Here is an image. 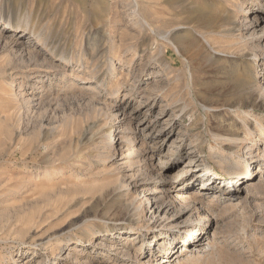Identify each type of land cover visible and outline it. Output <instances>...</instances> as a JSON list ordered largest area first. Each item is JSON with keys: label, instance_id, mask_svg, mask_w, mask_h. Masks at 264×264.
I'll use <instances>...</instances> for the list:
<instances>
[{"label": "rangeland", "instance_id": "rangeland-1", "mask_svg": "<svg viewBox=\"0 0 264 264\" xmlns=\"http://www.w3.org/2000/svg\"><path fill=\"white\" fill-rule=\"evenodd\" d=\"M186 2L176 9L184 20L199 4ZM228 6L253 28L244 36L264 37V0ZM165 7L0 0V264H264V148H241L223 167L211 150L232 120L245 134L242 110L250 126L264 124V99L236 101L251 86L264 91V42L250 69L216 70L198 33L183 55L168 44ZM245 163L247 177L230 175ZM145 197L160 199V212ZM132 201L144 208L140 232L90 242ZM186 239L200 249H185Z\"/></svg>", "mask_w": 264, "mask_h": 264}, {"label": "bare ground", "instance_id": "bare-ground-1", "mask_svg": "<svg viewBox=\"0 0 264 264\" xmlns=\"http://www.w3.org/2000/svg\"><path fill=\"white\" fill-rule=\"evenodd\" d=\"M199 3L198 6H196L194 9L186 12L187 17L182 18V15L185 13L182 12V7L180 6L179 12L178 11V4H185L182 2H186V0H166V15L168 16L167 26L169 27L166 31L165 38L168 42V44L180 55H183L184 48L192 49L193 44L188 45L186 43L187 40H189V37L194 36V34H199L201 37V41L203 40L206 45L211 49L212 55L211 60L213 62V65L215 66L216 70L219 71H226L227 66L226 64H229L234 67H238L243 69V66H248L250 69V64L256 62L259 58V50L261 51L263 48H261V44L264 42V37L261 39L256 38L255 34H250L249 37H246L242 34V32L245 29H253L251 26L247 24H241L234 20L232 10L229 8L228 3L230 4L233 0H197ZM190 2V1H189ZM187 3V2H186ZM194 3V2H193ZM188 4V3H187ZM195 4V3H194ZM186 5V4H185ZM189 5V4H188ZM255 5H251V7H254ZM256 8V7H255ZM261 8L264 9V6ZM218 10V11H217ZM246 10V9H245ZM255 10V9H254ZM176 11V12H175ZM256 11V10H255ZM177 13V14H176ZM252 18H255L257 14L255 12L252 13ZM244 17H248V14L245 13ZM17 28V27H16ZM163 37V36H162ZM210 37V38H208ZM216 39V41H215ZM231 39V41H229ZM193 42V41H192ZM195 42V41H194ZM219 48L223 46V49H217L214 46L215 44ZM195 44V43H194ZM214 44V46H213ZM234 44V47H236L235 52H232V45ZM186 46V47H185ZM234 51V50H233ZM240 58L247 59L249 58V61L243 62V60H240ZM247 67V68H248ZM193 75H191L192 80ZM254 79V78H253ZM256 79V77H255ZM241 82H243L241 80ZM248 82V83H247ZM246 86H249L252 82L247 81ZM254 82V81H253ZM258 99H264V91L258 95L255 93V89L253 86L249 88V92L247 93V96L242 95L238 96L236 98V101H242L243 104L250 102L253 105H258L259 100ZM203 107L207 109V102H201ZM241 105V104H240ZM182 106V105H181ZM233 107H236L233 105ZM237 110H234L236 112ZM243 115V124L246 127V132L244 135H241L238 133L234 127L236 126L237 122L236 120H232L226 128L222 130L220 134H214V138L218 144L217 147H212L211 150L215 148V153H217V156H219L218 163L222 165L231 162L239 156V151L241 148H245L246 151L252 152L253 150H257V152L260 150V148H264V124L259 128L252 127L249 125V120L255 119L253 117V114L250 112H244L243 110L240 111ZM111 135L113 136V133L111 131ZM111 138V137H110ZM109 138V139H110ZM113 146V149H109V155L108 157H113V155L116 154L114 149V143L112 142V139H110L109 144ZM112 151L115 153L113 154ZM249 162V161H248ZM248 163L237 165L233 170H230V175H234V178H245L247 177L246 173L247 171L245 168L247 167ZM159 165V164H158ZM256 176V170L253 172L252 176L249 178V181L252 180ZM185 180L183 178V185L185 183ZM248 182H244V184H248ZM170 192V190H168ZM160 199H157L156 197H153V199H150L149 197H145V203L147 204L148 209L154 210L158 209L159 212L162 206H160L159 201ZM114 204V203H113ZM119 204V203H118ZM117 206V205H116ZM121 208L119 211V215H116L113 219V224L111 227H107L104 231H96L94 234L90 235V242L94 240H98L101 237L109 236L114 231L118 232H131L133 234H137L136 232H140L142 228H144L143 225H140V213L144 209L143 207H137L135 203L129 202V203H121ZM165 208L161 211L163 212ZM167 214V211L164 213V215ZM154 217V216H153ZM203 222H207L208 216L204 215ZM174 225V221L172 222ZM187 231L190 232L192 230H200L201 224H198L194 227H191V223H185ZM163 227L162 231L158 234L153 235L152 238L157 237L160 235V238L163 237L159 243L157 244V247L155 250H157L160 245L162 244V240L165 239V236H168L169 233L168 230H165ZM193 231L190 233H199V231ZM51 238H48L46 241L40 242L39 245L44 246L45 249H48V244L51 242ZM185 243L184 248L190 251H194V249H200L201 247V240H198L197 242L191 239H186L183 241ZM169 246H174L173 242H170ZM175 247V246H174ZM206 247V246H205ZM211 245H209L207 248H210ZM152 249V248H151ZM150 249V250H151ZM202 250L206 251L207 249ZM152 252V251H151ZM167 254V255H166ZM165 254L164 257H167L169 260L167 262H171L173 257L176 255L171 256L173 254V251ZM163 257V258H164Z\"/></svg>", "mask_w": 264, "mask_h": 264}]
</instances>
